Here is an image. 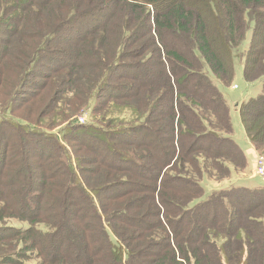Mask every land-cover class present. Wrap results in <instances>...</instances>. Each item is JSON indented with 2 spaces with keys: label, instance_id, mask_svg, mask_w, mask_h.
<instances>
[{
  "label": "trees",
  "instance_id": "trees-1",
  "mask_svg": "<svg viewBox=\"0 0 264 264\" xmlns=\"http://www.w3.org/2000/svg\"><path fill=\"white\" fill-rule=\"evenodd\" d=\"M234 58L261 155L264 0H0V264H264Z\"/></svg>",
  "mask_w": 264,
  "mask_h": 264
},
{
  "label": "rangeland",
  "instance_id": "rangeland-1",
  "mask_svg": "<svg viewBox=\"0 0 264 264\" xmlns=\"http://www.w3.org/2000/svg\"><path fill=\"white\" fill-rule=\"evenodd\" d=\"M213 81L215 82V84L217 85V87L220 89V91L223 93L228 106H229V114H230V120L232 123V138L233 140L236 142L237 146L244 151V153L247 156V159L250 161L251 158L247 153V150L249 148V142L247 141L242 125L240 123V119H239V115H238V111L236 110V105H238L242 100H245L251 96H254L256 94L259 93L261 86L258 83L255 85H249L248 83H246V81L243 79L242 73H241V66L238 64L237 59L234 58V76H233V80H232V84L230 86H222L213 76H211ZM48 93L49 90H47L46 92L43 93V98L39 101V103L41 105H43L47 98H48ZM27 104H23L19 107H24ZM32 112V110H31ZM90 112L88 110L83 111L80 115H78V119L80 121L83 120V122H87V121H92V119L95 118V115H89ZM32 114H28L26 113L25 116L27 117H31ZM83 118V119H82ZM85 120V121H84ZM258 151V150H257ZM259 152V151H258ZM261 155H258V157H262L264 158V154L259 152ZM249 169L251 171V174L254 175V171H253V167H251L249 165ZM234 176V175H233ZM236 177V176H234ZM234 177L232 178V180H234ZM251 180L248 181V179L246 180V182H248L249 185H254V186H258L262 184V179L257 176V177H252L249 178ZM204 182H203V187H204V191L205 194H208L211 192L210 189L212 188H218L220 186H223L225 184H228V182L232 181L231 179L228 180H223L221 182H217V181H213V180H206L204 178ZM35 260H31L28 262V264H34Z\"/></svg>",
  "mask_w": 264,
  "mask_h": 264
},
{
  "label": "built area",
  "instance_id": "built-area-1",
  "mask_svg": "<svg viewBox=\"0 0 264 264\" xmlns=\"http://www.w3.org/2000/svg\"><path fill=\"white\" fill-rule=\"evenodd\" d=\"M252 167L255 173L254 175L259 176L262 180H264V158L258 157V155L255 154Z\"/></svg>",
  "mask_w": 264,
  "mask_h": 264
},
{
  "label": "crops",
  "instance_id": "crops-1",
  "mask_svg": "<svg viewBox=\"0 0 264 264\" xmlns=\"http://www.w3.org/2000/svg\"><path fill=\"white\" fill-rule=\"evenodd\" d=\"M236 110H237V105L235 106ZM249 144V143H248ZM250 145V144H249ZM248 155L250 156L251 160H248L249 165L252 167V162H253V158L255 156L254 150L251 148V146H249L248 150H247Z\"/></svg>",
  "mask_w": 264,
  "mask_h": 264
}]
</instances>
